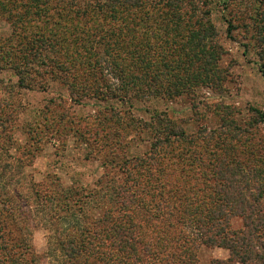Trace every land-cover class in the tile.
Listing matches in <instances>:
<instances>
[{
    "label": "rangeland",
    "instance_id": "1",
    "mask_svg": "<svg viewBox=\"0 0 264 264\" xmlns=\"http://www.w3.org/2000/svg\"><path fill=\"white\" fill-rule=\"evenodd\" d=\"M5 1L9 6L8 9L0 11V50L4 49L9 54L6 53L4 58L0 56V173L3 164L10 162L11 165H7L6 174L2 178L7 184L4 188L11 191L12 197L10 200L4 197V182L0 184L2 200L9 201L6 207L0 201V220L6 222L4 230L11 243L21 238L26 240L30 251L37 255L39 264H64V253L53 236L64 237L73 231L72 226H75L74 231L78 233V220L81 221L84 216L97 219L108 208H116V186H134L132 177L127 176L129 170L138 162L139 156H146L150 151L151 142L155 140L152 131L127 128L126 132H121L122 125H119L116 119L108 124L104 122V115H108L106 107H114L122 119L130 116L155 124L154 117L160 114L163 122L166 123V118L172 120V125H180L186 134H189L184 141L175 144L176 149L185 152V147L186 152H192L199 158L207 157L208 154L203 150L211 154L214 149L213 145L210 146L211 149H203V142L209 140L202 139L209 138L210 134L216 137L223 128L230 139L226 142L228 147L221 143L220 148H233L227 158L242 162L246 171L250 166L264 170V119L253 111L260 110L264 115V74L260 71L261 61L258 54L264 44L259 40L257 26H260L262 21L258 20L260 16L257 17L256 13L257 6L264 9V2L211 0L210 19L217 33L214 40L225 52L217 64L226 73V79L218 85L200 86L192 92L171 99L151 97L122 100L93 97L92 91L88 90L92 87L86 85L87 83L81 84L80 90L73 88L72 91L69 82L75 76L74 69H68L69 78H66L69 81L60 75L55 66L59 59L64 62L74 58L73 55L81 54L79 78L83 79L82 75L84 76L86 71L98 72L100 75L96 62L101 58L99 52L104 46L100 47L98 41L94 40L86 46V42L81 39L83 30L70 23L75 15L71 21L60 18V14L67 13L66 8L71 5L64 3V0L42 2L44 5H40V8L42 12H48L49 16H52V22L44 14L40 15L41 17L36 15L31 24L20 27L19 21L15 19L18 18L16 14L21 15L25 11L24 4L29 2ZM95 4V0H79L78 7L77 4L71 7H75L74 11L77 13L86 10L93 14L92 8ZM10 6L14 13H11ZM188 7L184 5L183 10ZM226 19L234 24L232 38L228 37ZM88 25L93 27L92 22ZM42 35L47 39L46 50L42 44ZM53 36L57 39H53ZM40 51L48 56L47 64L39 69L44 70L42 75L29 69L30 72L24 74L27 88L19 87L16 66L27 70L25 63L30 61L33 65L36 64L35 55L42 53ZM102 57L103 63L100 67L103 70L100 71L101 75L102 71L106 75L104 83L119 85L116 75L111 71V65L104 63L106 59L105 56ZM85 60L91 61L83 66ZM57 78L61 79L56 80ZM82 92H87V95L82 96ZM75 99L82 100L83 103L79 104ZM226 107L232 108L227 110L232 111L231 116L242 128L241 131L223 126ZM255 118L257 126L253 129L252 136L247 131L250 130L249 122ZM240 132L242 134H239ZM123 133H126L125 139L120 136ZM238 134L242 140L235 141ZM247 137L252 141L244 140ZM170 149L171 154H166L165 157L166 160L170 159L165 161L169 162V170L175 163L171 162V155L176 152L175 149ZM125 162L128 164L125 165ZM212 170L211 167H201L199 162L196 165L188 163L186 171L190 177L187 185L191 199L196 192L202 199L203 190L212 193V189L208 187L210 181L205 177L201 180L196 177L203 173L209 176ZM176 172L180 175L182 173L179 165ZM237 179L240 180L239 177ZM170 180L174 183L170 186L171 195L158 198L147 194L150 204L161 203V207L166 211L154 215V220L162 229L169 226L178 228L172 237H195L196 228L186 226L182 221L180 195L175 192L177 178L170 177L169 182ZM65 189H69L73 194L74 198H70V202L74 208L64 204ZM62 191L65 192L62 194ZM199 199L193 201L197 202ZM185 200L183 198L182 205ZM12 202L14 207H11ZM262 205L264 206V197ZM149 207L148 215L151 216L155 214L156 208L153 205ZM140 208L141 206H137L138 210ZM70 209L79 217L63 215V210ZM144 212L145 210H142V213ZM60 215L61 219L58 220ZM243 227V219L239 216L230 219L231 230ZM261 239L264 244V230ZM99 246L106 245L102 243ZM169 247L168 250L172 252L180 251V248H176L171 242ZM260 250L264 253L262 248ZM195 254L194 264H211L213 260L227 261L230 258L229 250L206 245H201ZM3 257L0 253V264H5ZM143 258L155 264H174L170 261V253L164 249L152 259L145 254ZM109 262L117 264L116 260L108 261L107 264ZM75 264L105 263L98 255L84 252Z\"/></svg>",
    "mask_w": 264,
    "mask_h": 264
},
{
    "label": "trees",
    "instance_id": "2",
    "mask_svg": "<svg viewBox=\"0 0 264 264\" xmlns=\"http://www.w3.org/2000/svg\"><path fill=\"white\" fill-rule=\"evenodd\" d=\"M26 1L29 3L24 4L25 11L21 15L16 14L18 18H15L16 21H19L20 27L31 24L36 15L43 16L44 14L52 22V16H49L48 12H42L40 8V5H44L42 2L48 0ZM64 1L71 6L77 4L76 7H78L79 4V0ZM95 1L96 4L92 8L93 14H89L86 10L77 13L75 7L70 6V8H66L67 13L60 14V18L71 21L75 15L76 17L70 23L83 30L81 39L86 42V46L93 40L98 41L100 47L104 46L99 52L101 58L96 64L100 67L103 63H101L102 56H105L104 63L111 65V71L116 75L119 85L108 84V82L105 84L106 75L103 71L101 75L100 69L103 70L101 67H97L100 75L98 72L86 71L83 73L84 76L82 75L83 79L79 78L78 73L81 71L79 63L82 61V55L78 54L64 62L59 59L55 64L64 79L69 78L67 76L68 69H74V78L71 81L68 79L72 91L73 88L80 90L81 84L87 83L86 85L92 87L88 89L92 91V96L102 97V99L130 100L131 98L147 99L151 97L171 99L192 92L200 86L214 87L226 79V73L217 64L225 52L223 47L214 40L217 33L216 27L210 19L211 0ZM258 2L261 3L264 0ZM184 5L189 6L185 11L183 10ZM8 6L6 1L0 0V11L8 9ZM10 11L14 13L11 6ZM256 13L257 17L260 16L258 20L262 21V24L257 26L259 40L264 44V9L257 6ZM226 21L228 37L232 38L234 24L227 19ZM91 22L93 27L88 25ZM55 36L53 39H57ZM46 41L47 39L42 35V44L45 47L47 46ZM6 53L9 54L4 49L0 50L1 58H4ZM258 54L261 61L260 71L264 74V47ZM35 59L37 63L34 65L30 61L25 63L27 70L16 66L19 87L27 88L24 74L29 73V69H33L40 76L42 75L44 70L40 71L39 69L47 64L48 56L42 52L35 55ZM90 61L85 60L82 65L85 66ZM65 82L62 81V83ZM81 94L82 96L87 95V92ZM75 101L79 104L83 103L79 99H75ZM227 109L232 108L226 107L223 126L241 131L242 128L231 116L232 111ZM105 110L108 115H104L103 121L107 124L116 119L119 125H122L121 132H126L127 128L133 130L142 128L152 131L155 140L151 142L150 151L146 156H139L138 162L129 170L127 176L132 177L134 186L130 188L120 184L116 186L118 189V192L114 191L117 197L116 208H108L97 219L88 215L84 216L83 212L84 219L78 220L79 224L76 228L79 230L78 233L74 231L75 226H72L73 231L68 232L64 237L53 236L64 253V264H75L84 252L98 255L105 264L115 260L117 264H155L144 260L143 254L152 259L163 249L170 253V261L174 264H194L196 261L195 252L201 245L229 250L230 258L227 261L213 260L211 264H264V253L260 250L262 248L264 251L261 239L262 230H264V206L262 205L264 170H258L257 166H250L246 171L242 162L227 158L233 148H220L221 143L228 147L226 142L230 139L229 134L223 128L216 137L210 134L209 138L202 139V141L209 140V142H203V149H211V145L214 149L211 154L203 150L208 155L205 158H199L192 152H186L185 147L183 149L185 152L176 149L175 144L184 141L189 134H186L180 125H172V120L166 118L165 123L158 114L154 117L155 124H152L130 116L122 119L112 106L106 107ZM253 111L258 113L261 119H264L263 112L261 113L257 109H253ZM256 120L257 118L249 122L250 130L247 133L252 136L253 129L257 126ZM239 134L237 138H239ZM120 136L125 139L126 133ZM237 138L235 141L242 140V138ZM244 140L252 141L249 137ZM237 147L235 145L236 150H238ZM170 148L175 149L176 152L171 155V162L175 163L169 170V162L165 161H170V159L166 160L165 157L166 154H171ZM221 151H225V153H221ZM198 162L201 167L213 168L209 176L205 173L196 176L199 180L205 177L208 179L207 181H210L208 187L212 189V193L203 190L204 199L197 192L191 199L187 185L190 174L186 169L188 163L196 165ZM124 164L127 165L128 162ZM7 165H11V163L3 164L0 184L4 182L2 177L6 174ZM177 165L182 172L181 175L176 172ZM170 177L177 178L175 192L180 195L182 221L186 226L196 228L195 237L190 235H187V238L172 237L178 228L169 226L162 229L154 220V215L161 211L166 213V211L161 207V203L150 204L147 194L158 198L171 195L170 186L174 183L171 180L169 182ZM213 180L216 182L214 183ZM3 185L4 197L10 200L12 193L4 188L7 186L5 182ZM65 190L66 193L62 191L64 204L74 208L70 202V198H74L73 194L69 189ZM205 196L210 200H206ZM183 198L186 199L184 205H182ZM2 199L3 195L0 192V201L6 207L9 201ZM193 199L199 200L194 202ZM149 205L156 208L155 214L151 216L148 215ZM137 206H141L140 210L137 209ZM11 207H14L13 202ZM142 210L145 212L142 213ZM79 211L81 210L79 209ZM63 215L79 217L73 214L71 209L63 210ZM235 216L243 219L244 227L242 229H230V219ZM57 219H61V215ZM168 222L170 223V221ZM5 223L4 221L0 223V253L4 256V263L39 264L37 255L30 251L26 240L21 238L19 241L11 243L5 234ZM102 234L104 238L101 237ZM170 242L176 248H180V251L168 250ZM102 243L106 246H99ZM158 248H160L159 251H157Z\"/></svg>",
    "mask_w": 264,
    "mask_h": 264
}]
</instances>
